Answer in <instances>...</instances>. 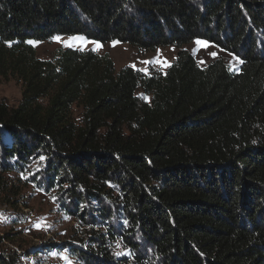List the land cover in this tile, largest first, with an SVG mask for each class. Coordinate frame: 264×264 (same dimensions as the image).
Listing matches in <instances>:
<instances>
[{
    "label": "trees",
    "instance_id": "16d2710c",
    "mask_svg": "<svg viewBox=\"0 0 264 264\" xmlns=\"http://www.w3.org/2000/svg\"><path fill=\"white\" fill-rule=\"evenodd\" d=\"M76 34L146 51L201 38L241 64L200 67L179 49L164 72L115 71L106 53L40 59L28 43ZM7 76L22 91L0 101L1 206L30 178L132 254L99 230L74 252L86 264H264V0H0ZM0 264L20 254L0 250Z\"/></svg>",
    "mask_w": 264,
    "mask_h": 264
},
{
    "label": "rangeland",
    "instance_id": "374dc122",
    "mask_svg": "<svg viewBox=\"0 0 264 264\" xmlns=\"http://www.w3.org/2000/svg\"><path fill=\"white\" fill-rule=\"evenodd\" d=\"M30 41L35 42L29 44L33 46L36 56L40 59L52 58L59 48L106 53L111 57L115 71L129 66L146 74L149 73V69L164 72L175 60L179 49L187 50L200 67L216 59H222L231 71H238L241 64L237 55L201 38H196L181 47L168 45L148 51L118 41L102 43L80 34L58 35L45 41ZM114 42L117 43L114 45ZM163 62L168 66H162ZM21 91L22 86L18 78L0 77V101L14 107L21 100ZM72 112L78 121L79 107L73 106ZM39 165L37 161L31 163V173L36 171ZM12 180L18 183L14 177ZM19 188L17 197L20 198V202L17 206L0 205V250H13L19 253L20 264H86L75 256L74 252L77 249L85 252L93 249L92 238L99 230L107 239V249L114 255L132 256L120 235H115L111 239L110 234H107L109 230L106 225L86 224L70 215L59 201L54 189H43L30 178L23 184L19 183ZM114 225L117 226L116 223Z\"/></svg>",
    "mask_w": 264,
    "mask_h": 264
},
{
    "label": "snow or ice",
    "instance_id": "6c2138e0",
    "mask_svg": "<svg viewBox=\"0 0 264 264\" xmlns=\"http://www.w3.org/2000/svg\"><path fill=\"white\" fill-rule=\"evenodd\" d=\"M56 39L59 40V37H57ZM28 43H30V44H34L35 42H33V41H28ZM115 43H117V42H114V45H115ZM198 43H199V42H198ZM213 55H215V54H213ZM145 63H148V62H145ZM157 63H161V62H160V61H157ZM162 66L167 67L168 65H167L166 62H163V63H162ZM37 227H39V225H37Z\"/></svg>",
    "mask_w": 264,
    "mask_h": 264
}]
</instances>
